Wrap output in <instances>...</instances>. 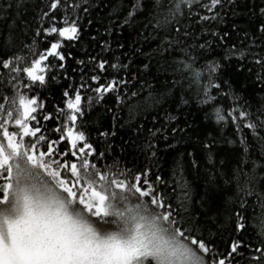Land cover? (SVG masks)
Listing matches in <instances>:
<instances>
[{
    "label": "snow or ice",
    "instance_id": "obj_1",
    "mask_svg": "<svg viewBox=\"0 0 264 264\" xmlns=\"http://www.w3.org/2000/svg\"><path fill=\"white\" fill-rule=\"evenodd\" d=\"M223 4L224 0H132L124 23L147 11L148 26L160 34L165 51L182 48L187 57L172 65L173 75L180 79L166 84L161 92L150 91L144 107L160 103L158 97H166L176 85L183 87L185 80L189 87L196 85L198 96L203 95L200 103L215 104L217 97L212 91L220 93L221 84L214 82V74L220 64L208 63L204 78L207 82L203 83L205 67H195L192 52L197 47L205 49L206 45L189 44L194 33L191 25L185 28L183 22L215 19L219 16L215 10ZM13 7L16 15L2 17L11 20L6 26L7 34H0V264H233L242 258L241 249L257 254L250 257V264H264V182L257 180L255 171L245 172L238 165L227 181L234 182V188L219 191L216 177L208 175L202 199L208 203L213 197L231 193L228 201L233 205L234 231H247L245 213L254 212L256 204L261 208L256 218L258 244L253 248L242 239L233 240L229 250L220 254L214 241L199 232V221L189 214L191 188L186 182L180 185L179 196L175 195V188L168 195V181L162 176L151 168L121 169L116 157L110 155L112 147L94 142L91 133L84 130L82 101L87 99L89 105L92 102L91 97L82 96L86 89L103 98L104 93L120 88L125 96L117 98H127L130 111L139 107L131 101L139 97L142 89L131 90L130 80L123 77L103 80L107 68L118 65L107 60L94 63L89 76L90 81L96 82L94 88L84 82L81 69V82L67 85L60 93V104L48 110L41 90H47L58 74L71 80L66 63L72 53L67 45L78 41L81 32L79 17L71 23L66 13L60 21L57 17L63 8L70 10L76 5L68 0H50L35 28L23 17V0L7 5L8 10ZM197 8L214 15H201L194 11ZM260 12L264 14V8ZM58 23L67 26L58 27ZM24 29L42 36L47 46L33 52L35 41L24 45L19 39ZM259 31L264 33V22ZM20 51L28 55L17 54ZM96 59L89 57L93 62ZM78 63L89 67L84 60ZM255 63L264 67V54ZM220 95L240 99L234 93ZM214 112L218 123L231 122L238 132L250 130L264 151V120L236 106L229 110L217 106ZM259 115L264 117V107ZM48 125L53 127L49 129ZM100 135L106 137L109 133ZM151 135L155 138L156 133ZM240 143L245 145L247 155L243 135ZM154 149L155 145L149 142L148 150L153 156ZM109 159L112 164L106 163ZM256 167L254 163L253 169Z\"/></svg>",
    "mask_w": 264,
    "mask_h": 264
},
{
    "label": "trees",
    "instance_id": "obj_2",
    "mask_svg": "<svg viewBox=\"0 0 264 264\" xmlns=\"http://www.w3.org/2000/svg\"><path fill=\"white\" fill-rule=\"evenodd\" d=\"M13 2L0 0V34L6 35V26L11 24L10 19L4 20L2 17L17 13L15 7L7 9V5ZM23 2L24 19L32 22L33 28L37 27L41 23L39 17L47 10L50 0ZM68 3L76 7L70 10L63 8L57 19L60 21L65 13L69 23L79 17L80 39L67 45V50L72 53L66 63L67 76L71 80L58 74L57 80L47 90H41V97L47 101L48 110L60 104V93L67 85H78L81 82V69H84V82L94 88L96 82L89 80L94 63L107 60L110 64L118 65L117 68L106 66L103 80L107 82L113 77H123L130 80L131 90L142 89L139 97L131 101V104L139 107L130 111L127 98L123 101L117 98L125 96L120 88L111 94L104 93L103 98L86 89L82 96L92 98L90 105L87 99L82 101L85 106L86 133L90 132L92 140L98 141L101 146L107 143L112 147L110 155L116 157L121 169L151 168L162 176L168 181V195H172L171 189L175 188V195L179 196L182 192L180 185L186 182L191 188L189 214L199 221V232L214 241L218 253H226L230 243L238 239L248 242L254 248L259 237L256 220L261 214L259 204H256L254 212L249 210L245 213L247 231L241 233L234 231L233 205L228 201L231 193L213 197L208 203L202 197L209 173L216 177L218 191L234 188V182L229 184L227 181L238 165L245 172L255 171L257 180L264 182V151L261 145L253 138L250 130L244 128L238 132L231 122L218 123L214 112L217 106L225 110L236 106L246 108L255 117L264 120L259 115V110L264 107V67L255 63L264 54V33L259 31L260 24L264 22V14L260 12L264 8V0H224L223 7L215 10L219 13L217 18L207 21L189 19L183 22L185 28L191 25L194 33L188 43L206 45L205 49L197 47L192 52L196 59L195 67H205L203 83L207 82L204 78L208 75V63L218 62L220 68L214 74V82L221 84L220 93H234L240 97L238 101L232 95L225 99L213 89L212 95L217 97L215 104H202L200 100L204 97L197 95L196 85L189 87L185 80L183 87L176 85L169 95L158 97L160 103L147 107L143 106V101L150 91L161 92L166 84L170 85L173 80L180 79L173 75L172 65L187 59L183 49L165 51L166 45L160 34L148 26L147 11L137 13L133 20L125 24L124 19L132 0H68ZM194 11L201 15H214L204 9L197 8ZM57 26L67 25L58 23ZM19 39L24 45H33L35 41L33 52L47 46L42 36H36L28 29L23 30ZM241 52L246 55L241 57ZM17 54L28 55L26 51ZM89 57L97 59L93 62ZM80 60H84L89 67L80 65ZM145 65L148 67L145 68ZM51 127L53 125H48L49 129ZM157 129L160 131L157 132ZM103 132L109 135L101 136ZM153 132L156 133L155 138L151 135ZM242 135L247 140V155L245 145L240 143ZM149 142L155 145V156L148 150ZM245 160L246 163H240ZM106 163L112 164L113 161L109 159ZM254 163L258 166L255 169ZM241 252L242 258L233 264H250V257L257 255L254 251L241 249Z\"/></svg>",
    "mask_w": 264,
    "mask_h": 264
}]
</instances>
